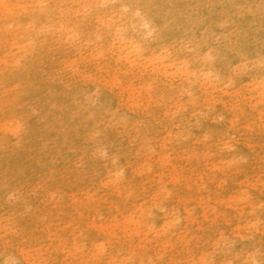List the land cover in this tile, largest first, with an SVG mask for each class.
I'll return each instance as SVG.
<instances>
[{
    "label": "rangeland",
    "instance_id": "1",
    "mask_svg": "<svg viewBox=\"0 0 264 264\" xmlns=\"http://www.w3.org/2000/svg\"><path fill=\"white\" fill-rule=\"evenodd\" d=\"M132 1L0 0V264H264V0Z\"/></svg>",
    "mask_w": 264,
    "mask_h": 264
},
{
    "label": "bare ground",
    "instance_id": "2",
    "mask_svg": "<svg viewBox=\"0 0 264 264\" xmlns=\"http://www.w3.org/2000/svg\"><path fill=\"white\" fill-rule=\"evenodd\" d=\"M176 0H171V2H175ZM132 5L134 8H139V6H141L145 11H147L150 16H151V21L160 29L161 32H165L167 31V29L169 28L167 25H164V21L161 20L162 18L159 17L162 16L163 17V12L166 11V7H167V3L164 5H160L157 0H133L132 1ZM186 10H188V15L186 16L187 20L185 21H177L176 25L178 26V28L175 26V30L182 33V34H186L190 31H192V22L194 20V13L191 12L189 10L188 7H186ZM186 13V11L184 12V14ZM166 12L164 13L165 16ZM172 14V13H171ZM172 16V15H170ZM182 18V17H181ZM183 19V18H182ZM204 23H206L207 18L204 17L203 19ZM240 18L237 17L236 18V22L238 24H240ZM217 50L222 54V55H227L226 53V49L225 47L221 46V45H216ZM229 148H233L234 146L237 145V142L234 144H231L229 142ZM231 150V149H230ZM239 152V150H238ZM231 153V152H230ZM236 153V152H235ZM118 171V170H117Z\"/></svg>",
    "mask_w": 264,
    "mask_h": 264
}]
</instances>
